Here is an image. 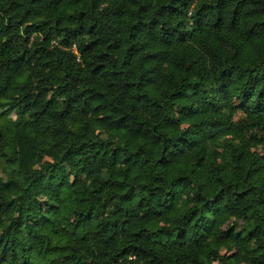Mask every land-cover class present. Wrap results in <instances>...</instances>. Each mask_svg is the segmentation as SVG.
I'll use <instances>...</instances> for the list:
<instances>
[{
	"label": "trees",
	"instance_id": "1",
	"mask_svg": "<svg viewBox=\"0 0 264 264\" xmlns=\"http://www.w3.org/2000/svg\"><path fill=\"white\" fill-rule=\"evenodd\" d=\"M3 108L0 264H264V0H0Z\"/></svg>",
	"mask_w": 264,
	"mask_h": 264
},
{
	"label": "rangeland",
	"instance_id": "2",
	"mask_svg": "<svg viewBox=\"0 0 264 264\" xmlns=\"http://www.w3.org/2000/svg\"><path fill=\"white\" fill-rule=\"evenodd\" d=\"M0 117L7 121H12L15 118L14 110H10L9 108L0 109ZM2 161L0 160V175H3ZM224 251V250H223Z\"/></svg>",
	"mask_w": 264,
	"mask_h": 264
}]
</instances>
